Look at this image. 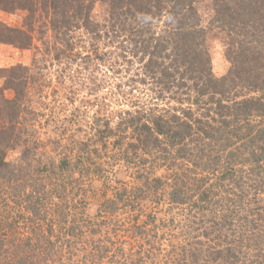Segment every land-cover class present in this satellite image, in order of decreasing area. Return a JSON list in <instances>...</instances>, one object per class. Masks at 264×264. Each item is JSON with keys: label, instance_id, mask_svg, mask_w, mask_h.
<instances>
[{"label": "trees", "instance_id": "1", "mask_svg": "<svg viewBox=\"0 0 264 264\" xmlns=\"http://www.w3.org/2000/svg\"><path fill=\"white\" fill-rule=\"evenodd\" d=\"M208 1L210 17L203 25L199 7L207 0H0V11L26 12L24 28L0 22V43L29 46L33 23L41 20L64 57L75 48L74 31L81 29L91 40L88 49L94 55L88 56L90 60L101 65L106 56L105 62L114 58L118 65V61L135 64L140 72L136 81L148 80L156 100L178 104L168 114L156 104L148 111L140 108L136 116L115 125L105 118L99 130L103 138L119 142L122 130H131L134 143L128 148L129 156L123 157L136 168V184L114 192L98 210L127 209L135 232L155 237L154 229H164L156 224L161 219L159 211L149 212L142 223L137 218L162 204L182 209L183 222L180 214L178 224L171 215L167 222H158L193 234L180 253L173 250L169 264H264V0ZM97 2L102 7L100 20L93 13ZM209 28L223 33V54L230 67L221 77L212 73L205 41ZM101 40L106 50L100 54L96 48ZM27 70L21 64L0 69L4 88L14 91L12 99L0 98L2 180L20 181L29 172L25 163L32 152L30 146L22 147L29 141L22 107ZM16 148L17 158L7 159V151ZM75 155L76 166L61 158L39 166L40 175L64 171L87 175L92 160L89 149L78 148ZM60 179L63 176L55 178L52 188L57 185L67 194L73 181ZM34 180L25 197L36 204L39 201L33 195L47 194L51 186L38 176ZM24 181L26 185L28 180ZM78 184L75 180L74 187ZM79 190L73 195H80ZM72 202L85 207L83 198H72ZM64 210L60 211L62 222L67 219ZM78 219L89 232L94 231L90 220L82 215ZM163 236L164 232L159 238ZM15 243L0 240V255L5 250L7 257L10 249L16 258L0 264H31V256L34 260L42 254L43 248H32L29 240Z\"/></svg>", "mask_w": 264, "mask_h": 264}, {"label": "rangeland", "instance_id": "2", "mask_svg": "<svg viewBox=\"0 0 264 264\" xmlns=\"http://www.w3.org/2000/svg\"><path fill=\"white\" fill-rule=\"evenodd\" d=\"M208 6V0L200 3L203 25L208 24L210 17ZM101 10L102 7L97 2L93 9L96 20L101 19ZM4 14H0V22L3 24L16 28L25 27L24 10ZM46 26L41 20L33 23L32 40L25 48L0 43V69H7L15 64L28 69L22 107L28 119L29 141L22 147L30 146L32 152L30 159L26 160L28 164L25 163V167L30 166L28 175L26 171L24 177L28 180L26 185L24 179H0V240H4L7 245L11 241L22 245L29 240L33 244L32 248L37 245L42 247V254L38 253L34 260L31 259L33 256L28 259L31 264H169L173 260V250L180 253L185 240L192 239L193 234L186 233L185 230L183 233L158 222H167L165 218L169 215L173 216L177 224L180 216L183 222L185 218L182 219V209L162 204L161 207L146 209L145 214L137 218V222L142 223L149 212L159 211L157 214L161 219L158 217L156 224L164 229H154L155 237H144L135 232L130 226L131 212L127 209L113 213L98 210L100 204L114 192L136 184V168L123 157L126 154L129 156L128 148L134 143L131 130H122L124 135H119V142L113 137L103 138L99 130L103 128L105 118H111V124L115 125L120 119L128 120L136 116L135 112L148 111L155 104L157 109L164 108L167 114L171 113L170 107L173 108L178 103L156 100L157 94L151 90L148 80L146 83L136 81L140 79L137 77L140 72L135 64L126 65L125 62L118 61V65L114 58L105 62L106 56L102 58L101 65L98 60H90L88 56L94 55L88 49L91 40L81 29L74 31L75 48L64 57ZM222 39V32L214 28L207 29L205 41L209 47L215 77L225 75L230 67V62L223 54ZM96 49L100 54L106 50L102 40ZM2 75L4 73H0V98L12 99L14 91L4 88ZM78 148L90 151L92 160L88 165L87 175L81 176L74 171L45 177L40 175L39 166L58 163L61 158H67L75 165ZM18 150L19 148L8 150L7 159H16ZM191 160L192 157L189 162ZM37 176L40 180L43 178L51 188H47V194L33 195V200L35 198L39 201H36V205L33 201L28 202L25 195ZM59 176L73 181L72 189L66 191L67 194L61 193L62 189L57 188V185L52 188L55 178ZM75 180L80 182L76 188ZM21 185L22 188L25 185V191L18 196ZM65 188L68 189V186ZM78 190L80 195H73ZM72 198H83L85 207L81 208V203L73 204ZM61 210H64V216L67 215L64 222L59 219ZM80 215L85 220H90L89 226L94 231L89 232L90 229L85 227L86 223L78 219ZM146 229L147 233H151L150 225ZM162 232L164 236L159 238ZM171 246L178 247L172 249ZM16 249L13 250L14 253ZM3 252L0 262L16 261L10 249L7 257L5 250Z\"/></svg>", "mask_w": 264, "mask_h": 264}, {"label": "crops", "instance_id": "3", "mask_svg": "<svg viewBox=\"0 0 264 264\" xmlns=\"http://www.w3.org/2000/svg\"><path fill=\"white\" fill-rule=\"evenodd\" d=\"M0 14L5 15L4 12H0ZM2 15H1V16H2Z\"/></svg>", "mask_w": 264, "mask_h": 264}]
</instances>
